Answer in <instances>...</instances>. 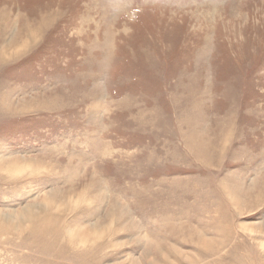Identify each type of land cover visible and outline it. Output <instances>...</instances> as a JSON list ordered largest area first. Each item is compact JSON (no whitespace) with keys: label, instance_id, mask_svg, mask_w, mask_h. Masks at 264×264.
<instances>
[{"label":"rangeland","instance_id":"1","mask_svg":"<svg viewBox=\"0 0 264 264\" xmlns=\"http://www.w3.org/2000/svg\"><path fill=\"white\" fill-rule=\"evenodd\" d=\"M0 264H264V0H0Z\"/></svg>","mask_w":264,"mask_h":264}]
</instances>
